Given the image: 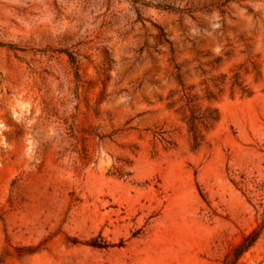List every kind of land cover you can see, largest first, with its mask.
I'll return each mask as SVG.
<instances>
[{"label":"rangeland","instance_id":"obj_1","mask_svg":"<svg viewBox=\"0 0 264 264\" xmlns=\"http://www.w3.org/2000/svg\"><path fill=\"white\" fill-rule=\"evenodd\" d=\"M262 226L264 0H0V264H223Z\"/></svg>","mask_w":264,"mask_h":264},{"label":"trees","instance_id":"obj_2","mask_svg":"<svg viewBox=\"0 0 264 264\" xmlns=\"http://www.w3.org/2000/svg\"><path fill=\"white\" fill-rule=\"evenodd\" d=\"M70 62L73 66H77V59L74 55L69 54ZM189 132L192 134L195 145H200L204 140L203 130L210 131L219 122L220 116L216 110L207 109L201 111L199 109H190V116L186 117ZM264 233V226L253 230L249 234L245 235L242 241L235 246L226 256L223 264H238L239 260L249 252L256 243L260 240ZM95 247L107 248L110 245L103 243L102 245H93Z\"/></svg>","mask_w":264,"mask_h":264}]
</instances>
